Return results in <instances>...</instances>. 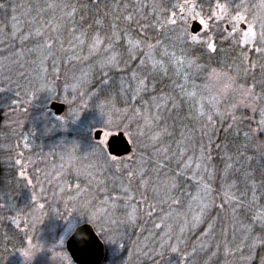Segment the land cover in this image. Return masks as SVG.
Wrapping results in <instances>:
<instances>
[{"label":"rangeland","instance_id":"obj_1","mask_svg":"<svg viewBox=\"0 0 264 264\" xmlns=\"http://www.w3.org/2000/svg\"><path fill=\"white\" fill-rule=\"evenodd\" d=\"M202 1L109 0L99 12L107 24H91L95 1L5 0L0 264H73L64 244L81 223L104 244L101 264H264V190L260 204L244 207L236 184L248 164L245 177L257 178L248 186L257 194L263 186V100L205 57L216 33L231 42L239 34L240 50L263 68L264 0ZM192 2L196 19L185 7ZM200 19L206 43L193 45L186 33ZM120 23L136 26L129 34ZM51 101L64 103L61 115ZM233 120L246 141L225 147L218 131ZM118 132L131 150L113 157L106 141ZM135 232L146 235L134 241Z\"/></svg>","mask_w":264,"mask_h":264},{"label":"trees","instance_id":"obj_2","mask_svg":"<svg viewBox=\"0 0 264 264\" xmlns=\"http://www.w3.org/2000/svg\"><path fill=\"white\" fill-rule=\"evenodd\" d=\"M92 1H95L94 5L97 8H95L96 11H93L94 9L93 10L90 9V11H89V12H91V13H89V16H93L91 24H98V21L101 22V24L102 23L107 24V22H105V21L107 20L108 14L106 16H101L99 12L105 11L107 9L106 6H108L109 0H81V1L78 0L79 3L83 2L84 4L94 3ZM121 1L123 3L125 0H121ZM149 1H150V6H153V7H154V5H158L159 4V0H149ZM4 2H5V0H0V19L1 20L5 16V10H4L3 7L6 6L5 5L6 3L4 4ZM201 2L203 3L204 1L201 0ZM102 3H104V4L102 5ZM162 9L163 8H161L160 11H158V7L155 9V11H157V13L155 15V18H157V21H160L158 18H161L162 15H163ZM95 12H96V14L93 15V13H95ZM87 15H88V13H87ZM85 18H88V16L85 17ZM150 19L151 18L149 17V20ZM120 24H121V28H122L123 32L125 31V32L131 34L132 33L131 29H134L135 30V34H132V36L134 38H138L140 33L143 32L142 27H144V28L146 27L145 21L142 24H138V23L136 24L137 26H140V28H139L140 30L138 28H131L132 26H134V27L136 26L135 23L134 24H131V23L130 24L120 23ZM129 28H131V29H129ZM152 33H153V30H152ZM225 34H226V32H224L222 34L221 33L220 34L216 33L214 35V40H212L214 51L210 52V54H208L206 52L205 53V57L209 58V59H207L208 61H214V60L217 59L219 62H223L224 64H227L226 68L229 69L230 73L235 75V77L237 78V82L240 83L241 85L246 87V85H247L246 83H252V85L256 88L257 91L259 89L262 90L263 87L258 88L257 85L254 83L253 79L250 78V76L248 75V72L247 73L244 72L246 70V68H248V66L245 64L244 61H241V60H242V57H244V55H246V51L249 50V49L248 48L246 49L244 47V49L242 48V50H240L238 45L235 44V41L231 42L230 40L225 38ZM147 36H149V35L146 33V35L144 37H147ZM201 50L203 52L202 48H201ZM198 51L201 52L200 50H198ZM218 55H219V57H218ZM210 56H212V57H210ZM237 68H239V70H240L239 72L237 71ZM263 79H264V76H263ZM247 81H249V82H247ZM260 94L261 95H259V96L264 101V90ZM260 104L264 108V102H260ZM236 122H237V120H233L231 122L232 123L231 125L223 126V128L219 129V131H218L219 142H221L223 144V146H225V147H229L230 146V141L232 139H239V137H240L241 140H243L244 142L246 141V139L242 137L244 130L241 128L240 122L238 121V124H236ZM234 124H236L237 126L240 125L239 126L240 130L236 126H234ZM247 132H248V130H247ZM239 147H240L241 151H243L242 154H244V155L248 154L247 153L248 149L245 150L243 148L244 147L243 145L240 144ZM225 149H227V148H225ZM246 156H248V155H246ZM245 159H246V157H245ZM246 166H248V167L246 168V171L243 172V175H245V176H246L247 173H250V171H252V169L250 168L251 166H249L248 164ZM254 171L255 170H253V172ZM255 173H259V171H256ZM245 176L239 177L237 179L236 184L240 183L241 181L244 183L243 185H240L244 189L243 190L244 191V194H243V197H244L243 205H244V207L251 204L253 206V208H254L258 204H260L259 203V193H260L261 190H264V178H263V182H262L263 186L257 188V192H258V194H257L256 191L254 192L255 188H251L250 186H248L249 185L248 181L255 180L257 178H255V177L249 178V176H247V177H245ZM0 177H1V171H0ZM243 191H241V192H243ZM143 219H145L146 223L148 221H150V219L148 217H143ZM146 226L148 227V229L153 228V226H150L148 224ZM145 235H146V233L138 234V233L135 232L132 235V239L134 241H136L138 238L141 239V237L145 236ZM147 236L151 237L149 235V233H148ZM259 251H260V254H258L257 258L258 259L264 258V246H263V248L262 247L259 248ZM148 264H151V263H148Z\"/></svg>","mask_w":264,"mask_h":264},{"label":"water","instance_id":"obj_3","mask_svg":"<svg viewBox=\"0 0 264 264\" xmlns=\"http://www.w3.org/2000/svg\"><path fill=\"white\" fill-rule=\"evenodd\" d=\"M193 29H198V31L201 29V25L196 20L190 24V33ZM49 109L55 115H61L65 105L59 101H51ZM100 134L99 130L96 131L94 138L98 140ZM130 150V144L123 132L111 135L106 141V151L110 156L122 157ZM64 247L73 264H101L104 260V244L89 223L76 226L66 239Z\"/></svg>","mask_w":264,"mask_h":264},{"label":"snow or ice","instance_id":"obj_4","mask_svg":"<svg viewBox=\"0 0 264 264\" xmlns=\"http://www.w3.org/2000/svg\"><path fill=\"white\" fill-rule=\"evenodd\" d=\"M185 7L188 8V17L189 18L196 19L197 17L200 16L201 13L196 11L198 5L195 2H192L190 5H185ZM216 8L221 10L222 12H226V5H224V4H219L218 3L216 5ZM240 19H243V17H240ZM199 24L201 26H203L205 29H207V27H208L207 23L203 19L199 20ZM249 33L252 36H255V34L252 33L251 27L249 28ZM186 36H187L188 39H190V41L192 42L193 45H200L202 43H206V41L202 40L200 38V36L198 35V29H195V30L193 29L191 33H186ZM207 47L208 48H212L213 46L211 44H207ZM141 84H143V81H141ZM57 119H62V118L61 117H57ZM262 123H264V122H262ZM90 131H91V128H90ZM173 250L175 251V249H173Z\"/></svg>","mask_w":264,"mask_h":264},{"label":"flooded vegetation","instance_id":"obj_5","mask_svg":"<svg viewBox=\"0 0 264 264\" xmlns=\"http://www.w3.org/2000/svg\"><path fill=\"white\" fill-rule=\"evenodd\" d=\"M230 30H231L230 26L229 25L226 26V31H230ZM235 39H236L235 40V44L238 45V47H239V43H240V36H239V34L235 36ZM249 51H250V49L246 51V55L247 56L244 55V57H242V60L241 61H244L245 64L248 66V68H246V70L244 72H246V73L248 72V75L250 76V78H252L254 80L255 79L254 76L257 73L255 71H257L260 68V66L258 67V69L256 68V65L254 63V54H251V52H249ZM237 71L238 72L240 71L239 68H237ZM258 71L260 72L259 74H261L262 72L264 73V68H260ZM263 90H264V86H263L262 90H260V89L258 90L257 94L258 95H261L260 93L263 92Z\"/></svg>","mask_w":264,"mask_h":264}]
</instances>
